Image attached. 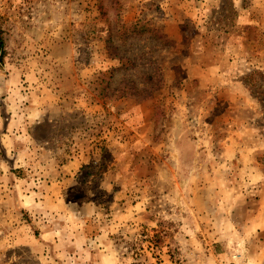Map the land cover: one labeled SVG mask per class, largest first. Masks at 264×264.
Listing matches in <instances>:
<instances>
[{"label": "rangeland", "instance_id": "obj_1", "mask_svg": "<svg viewBox=\"0 0 264 264\" xmlns=\"http://www.w3.org/2000/svg\"><path fill=\"white\" fill-rule=\"evenodd\" d=\"M0 29V264H264V0H0Z\"/></svg>", "mask_w": 264, "mask_h": 264}, {"label": "trees", "instance_id": "obj_2", "mask_svg": "<svg viewBox=\"0 0 264 264\" xmlns=\"http://www.w3.org/2000/svg\"><path fill=\"white\" fill-rule=\"evenodd\" d=\"M146 30L145 28H138V27H134L132 29V32H134L135 34L138 33V34H142L144 33ZM4 41H3V38H2V31L0 29V63H2V60H3V57H4Z\"/></svg>", "mask_w": 264, "mask_h": 264}]
</instances>
